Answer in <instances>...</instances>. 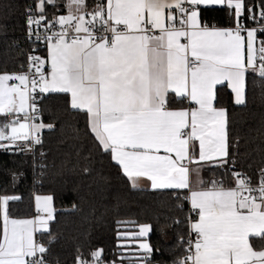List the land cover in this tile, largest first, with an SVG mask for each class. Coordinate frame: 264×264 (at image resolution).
<instances>
[{
  "label": "snow or ice",
  "instance_id": "obj_1",
  "mask_svg": "<svg viewBox=\"0 0 264 264\" xmlns=\"http://www.w3.org/2000/svg\"><path fill=\"white\" fill-rule=\"evenodd\" d=\"M213 9H226L227 26L205 20ZM24 18L36 47L27 70L0 74V150L30 155L35 171L40 131L54 128L42 122L41 101L66 94L97 152L133 189L168 190L179 211L189 205L186 233L176 238L182 255L171 264H264V167L255 182L237 170L240 137L218 95L226 86L234 106L246 107L248 75L264 81V0H33ZM41 46L45 58L34 55ZM205 167L219 178L204 180ZM20 199L0 196V264H48L49 249L34 236L43 230L54 239V197L35 195L30 218L11 214ZM137 229L117 232V247L133 251L111 264H154L164 255L150 242L149 223ZM75 264L108 262L102 249L85 257L78 248Z\"/></svg>",
  "mask_w": 264,
  "mask_h": 264
},
{
  "label": "trees",
  "instance_id": "obj_2",
  "mask_svg": "<svg viewBox=\"0 0 264 264\" xmlns=\"http://www.w3.org/2000/svg\"><path fill=\"white\" fill-rule=\"evenodd\" d=\"M32 2L0 0V74L18 72L21 64L26 68L27 54L33 44L25 36L24 9ZM88 2L91 6L95 0ZM48 12L51 15L53 9ZM204 18L209 23L227 26L226 9L210 10ZM45 49L40 50V56L45 54ZM218 95L220 103L229 110L231 135L240 137L237 170L255 182L258 169L264 167V81L248 75L246 107L234 106L225 87L220 88ZM66 99V94L50 93L41 101L42 122L54 125L53 129L41 131L45 153L42 162L47 165L43 177L40 156H36L34 171L30 155L0 150V196L21 197L10 203L11 214L30 218L35 215V195L54 197V219L49 224L54 239L50 242L48 232L36 235L39 242L50 243L48 264H74L78 248L85 257L94 249H102L103 259L111 264L121 256L117 232L126 226L135 228L139 223L152 226L150 242L164 252L162 257H153L154 263L160 259L171 263L182 255L176 238L186 233L183 221L188 214L187 204L179 211L168 190L133 189L118 166L97 152L93 137L86 133L84 114L69 109ZM85 166L90 169L88 174L82 171ZM219 175L220 170L208 167L201 172L204 180L219 178ZM174 218H179L181 223L171 227ZM250 243L259 247L262 242L251 238Z\"/></svg>",
  "mask_w": 264,
  "mask_h": 264
},
{
  "label": "crops",
  "instance_id": "obj_3",
  "mask_svg": "<svg viewBox=\"0 0 264 264\" xmlns=\"http://www.w3.org/2000/svg\"><path fill=\"white\" fill-rule=\"evenodd\" d=\"M45 54L43 55V56H41V58H45L46 56H47V51H46V49H45ZM225 89H227V87L225 86ZM227 91L231 94V92H230V90L229 89H227ZM231 98H232V94H231ZM233 102V101H232ZM43 130V129H42ZM41 130V131H42ZM130 182V181H129ZM140 183H141V186L142 187H144V179L142 178L141 180H140ZM130 184H131V182H130ZM148 190H151L150 188L148 189ZM46 195V194H45ZM35 197V196H34ZM34 197H33V203H34ZM188 207H189V205H187ZM34 208V210H35V207H33ZM54 210V209H53ZM36 214V213H35ZM53 215H54V211H53ZM53 221V220H52ZM52 221H50L49 222V224L52 222ZM125 230H128V231H135V230H138L137 229V227H135V228H132V227H123L122 228V231H125ZM40 233H47V231H41V232H38V233H36L35 234V236H34V238L37 240V238H36V235H38V234H40ZM251 239V238H250ZM119 243H123V241H120ZM120 251H121V255H123V254H127V253H130L131 251H133V249H120Z\"/></svg>",
  "mask_w": 264,
  "mask_h": 264
},
{
  "label": "built area",
  "instance_id": "obj_4",
  "mask_svg": "<svg viewBox=\"0 0 264 264\" xmlns=\"http://www.w3.org/2000/svg\"><path fill=\"white\" fill-rule=\"evenodd\" d=\"M253 26H256V27H259V25H252L251 27H253ZM25 36H26V32H25ZM262 39V38H261ZM34 47H36L35 45H33V47L32 48H34ZM44 47L43 46H41L35 53H34V55H38V56H40V50H42ZM41 57V56H40ZM25 70H27V68H25ZM40 135H41V131H40ZM42 137V136H41ZM2 151V150H1ZM41 151H43V149H40V148H37V150H36V153H37V156H39V153L41 152ZM44 152V151H43ZM188 206H187V211H188ZM38 241V240H37ZM50 243L48 242V244L46 245V246H48ZM75 264V263H74ZM108 264H110V263H108ZM155 264V263H154ZM169 264H171V263H169Z\"/></svg>",
  "mask_w": 264,
  "mask_h": 264
},
{
  "label": "water",
  "instance_id": "obj_5",
  "mask_svg": "<svg viewBox=\"0 0 264 264\" xmlns=\"http://www.w3.org/2000/svg\"><path fill=\"white\" fill-rule=\"evenodd\" d=\"M64 211H66V210H61L60 212H64Z\"/></svg>",
  "mask_w": 264,
  "mask_h": 264
}]
</instances>
